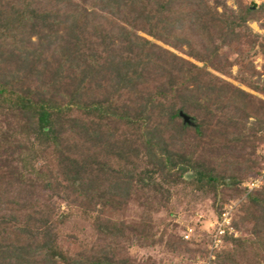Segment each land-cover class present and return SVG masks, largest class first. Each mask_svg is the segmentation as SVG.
I'll list each match as a JSON object with an SVG mask.
<instances>
[{"label":"trees","instance_id":"obj_1","mask_svg":"<svg viewBox=\"0 0 264 264\" xmlns=\"http://www.w3.org/2000/svg\"><path fill=\"white\" fill-rule=\"evenodd\" d=\"M253 21L264 0H0V264H264ZM196 198L232 205L211 250L172 220Z\"/></svg>","mask_w":264,"mask_h":264},{"label":"rangeland","instance_id":"obj_2","mask_svg":"<svg viewBox=\"0 0 264 264\" xmlns=\"http://www.w3.org/2000/svg\"><path fill=\"white\" fill-rule=\"evenodd\" d=\"M247 4L253 2L259 3L261 0H244ZM227 3L233 4V0H227ZM251 27L264 34V28L260 27L255 21L250 22ZM261 58L257 57L255 62H260ZM259 67V66H258ZM236 69V66L233 67ZM259 184V183H258ZM173 222L177 224V230L182 234H190L194 238H207L206 248L211 250L210 244L212 241L213 229L216 225L217 217L213 211L209 198H196L191 205L179 204L173 213ZM212 231V233H211ZM239 233V230H233ZM211 239V240H210ZM131 252L137 255L151 254L162 261V264H190L189 258L173 257L170 253L163 250L162 246L139 248L135 245L131 246ZM213 257L208 254L206 258ZM206 258H199L195 264H204ZM208 260V259H207Z\"/></svg>","mask_w":264,"mask_h":264},{"label":"built area","instance_id":"obj_3","mask_svg":"<svg viewBox=\"0 0 264 264\" xmlns=\"http://www.w3.org/2000/svg\"><path fill=\"white\" fill-rule=\"evenodd\" d=\"M259 179H255L252 182H249L246 184L249 187L258 185ZM232 205H229L221 214L219 218L216 220L215 230L212 235V241L210 244L211 249L218 247L221 244L222 241V235L225 233L226 229L229 228V230H232V228L229 227L230 223V211H231ZM188 234H185V237H187Z\"/></svg>","mask_w":264,"mask_h":264},{"label":"water","instance_id":"obj_4","mask_svg":"<svg viewBox=\"0 0 264 264\" xmlns=\"http://www.w3.org/2000/svg\"><path fill=\"white\" fill-rule=\"evenodd\" d=\"M187 119V117H185Z\"/></svg>","mask_w":264,"mask_h":264}]
</instances>
